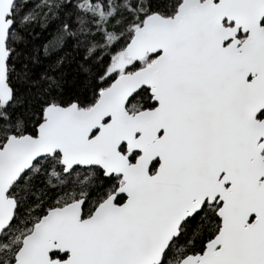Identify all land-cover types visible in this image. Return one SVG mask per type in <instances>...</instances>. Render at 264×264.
<instances>
[{"label":"snow or ice","instance_id":"obj_1","mask_svg":"<svg viewBox=\"0 0 264 264\" xmlns=\"http://www.w3.org/2000/svg\"><path fill=\"white\" fill-rule=\"evenodd\" d=\"M0 264H264V0H0Z\"/></svg>","mask_w":264,"mask_h":264}]
</instances>
